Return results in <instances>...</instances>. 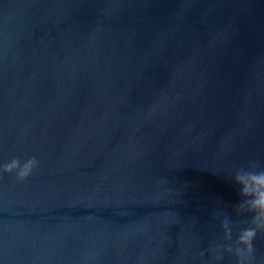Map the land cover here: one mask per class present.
I'll use <instances>...</instances> for the list:
<instances>
[{"label": "water", "instance_id": "obj_1", "mask_svg": "<svg viewBox=\"0 0 264 264\" xmlns=\"http://www.w3.org/2000/svg\"><path fill=\"white\" fill-rule=\"evenodd\" d=\"M17 157L38 167L0 172V264H236L209 249L264 169V0H0Z\"/></svg>", "mask_w": 264, "mask_h": 264}, {"label": "clouds", "instance_id": "obj_2", "mask_svg": "<svg viewBox=\"0 0 264 264\" xmlns=\"http://www.w3.org/2000/svg\"><path fill=\"white\" fill-rule=\"evenodd\" d=\"M38 167V161L31 157L21 161L19 157L0 166L2 173H16L17 179L23 181L29 177L33 170ZM234 183L239 186L240 202L235 206L234 212L237 217L248 215V226L241 228L233 240V223L224 218L222 230L224 239L228 243L210 247L214 262L223 259V253L234 256L236 264H252L254 252V240L258 234H264V169L256 162L248 168L241 167L233 176ZM219 218V217H217ZM205 253L201 252V259Z\"/></svg>", "mask_w": 264, "mask_h": 264}]
</instances>
